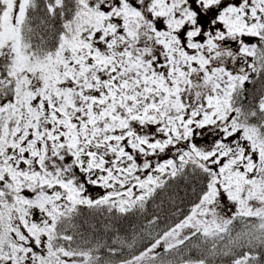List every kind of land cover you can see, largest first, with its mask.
<instances>
[{
    "label": "snow or ice",
    "instance_id": "snow-or-ice-1",
    "mask_svg": "<svg viewBox=\"0 0 264 264\" xmlns=\"http://www.w3.org/2000/svg\"><path fill=\"white\" fill-rule=\"evenodd\" d=\"M0 264H264V0H0Z\"/></svg>",
    "mask_w": 264,
    "mask_h": 264
}]
</instances>
